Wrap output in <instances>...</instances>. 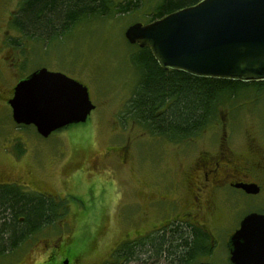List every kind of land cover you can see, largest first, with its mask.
Returning <instances> with one entry per match:
<instances>
[{"label":"rangeland","instance_id":"1","mask_svg":"<svg viewBox=\"0 0 264 264\" xmlns=\"http://www.w3.org/2000/svg\"><path fill=\"white\" fill-rule=\"evenodd\" d=\"M21 1L0 0V41L5 32L0 86L13 87L33 70L47 67L86 84L96 108L85 122L43 137L33 125L14 122L10 105L0 104V181L41 187L68 208L62 220L0 255V264H58L60 257L54 255L65 249L83 256L85 264H105L133 233L152 230L150 234L164 219L155 211L148 222H139L135 208L122 207L130 201L143 203V189L135 178L152 182L165 176L180 177L196 154L214 150L222 137L235 153L242 154L241 159L264 166V88L241 93L234 107L226 106L219 120L194 138L175 142L153 135L138 122L121 117L138 79L131 59L135 44L127 41L124 31L131 23L144 20L138 14L86 18L61 36L34 40L22 38L10 24ZM21 38L23 45H14ZM93 161L102 165L99 173H69L77 165L87 171ZM263 203L264 193L233 192L229 199L218 201L208 216V226L217 232L211 256L215 264H233L228 259L227 236L246 214L261 210ZM105 212L108 217L101 223ZM85 213H89L87 221L83 220ZM222 226L226 228L219 232ZM58 243L62 247L55 251ZM120 264L171 263L166 258L147 261L138 257Z\"/></svg>","mask_w":264,"mask_h":264},{"label":"trees","instance_id":"2","mask_svg":"<svg viewBox=\"0 0 264 264\" xmlns=\"http://www.w3.org/2000/svg\"><path fill=\"white\" fill-rule=\"evenodd\" d=\"M197 1L22 0L10 24L22 38L47 40L63 35L86 18L138 14L146 23ZM22 38L18 43L12 42L22 46ZM135 50L131 59L138 79L121 117L127 116L151 134L175 142L194 138L216 123L221 111L226 106L234 107L241 93L264 88V81L246 83L198 77L162 68L148 47L135 44ZM67 209L55 196L0 181V255L14 251L38 231L55 224ZM186 224L175 221L144 237L126 239L115 249L113 261L106 264L138 257L187 264L202 256L210 243L204 231Z\"/></svg>","mask_w":264,"mask_h":264},{"label":"water","instance_id":"3","mask_svg":"<svg viewBox=\"0 0 264 264\" xmlns=\"http://www.w3.org/2000/svg\"><path fill=\"white\" fill-rule=\"evenodd\" d=\"M124 36L131 44L148 47L162 68L198 77L264 81V0H199L155 20L133 22ZM8 102L14 122L34 125L43 137L85 122L96 107L86 84L47 67L19 79ZM240 186L249 194L259 191L253 183ZM227 247L233 264H264V213L246 214Z\"/></svg>","mask_w":264,"mask_h":264},{"label":"flooded vegetation","instance_id":"4","mask_svg":"<svg viewBox=\"0 0 264 264\" xmlns=\"http://www.w3.org/2000/svg\"><path fill=\"white\" fill-rule=\"evenodd\" d=\"M4 34L5 32L1 37L0 50L3 49L5 44ZM3 77L4 72L0 64V79H3ZM13 93L14 86L8 87V89L0 86V104L7 103V105H10L8 100L13 96ZM2 109L3 105H0V110ZM250 149L251 148H247L248 151H250ZM124 152H122L121 155L123 159L126 157V149ZM241 155L240 153H235L234 150L228 147L226 145V138L222 137L218 140V144L214 150H201L196 154L188 166V171L180 177L174 176L172 178L171 176H165L164 178L152 182L143 181L141 178H135L134 182L139 184L141 189H143L140 197L143 203L140 201H130L122 204V207L130 206L131 208L132 206L133 209L135 208V218L136 221L139 222H148L149 217L153 216L155 211H158L161 218L164 219L157 228L167 227L175 221L182 222L185 225L189 223L198 227L207 234L209 243H211L202 256L196 257V259L187 264H196L199 262L214 263L211 256H213L214 242L217 241V232L211 231L208 226V216L212 215L213 209L216 207L218 201L229 199L233 192L249 194L240 186L242 184L253 183L258 186V193L252 195H262L264 193V166L253 165L249 161L241 159ZM91 166L92 168L88 166L86 171L83 166L77 165L69 173L75 172L76 174L77 172H88L89 175H93L91 174L92 172L97 174L101 171L102 165L99 162L93 161ZM156 186H159L157 190H155ZM34 190L55 196L41 187H37ZM252 212L264 213V207L259 211ZM79 216V213L76 214L77 218ZM106 216L108 217L107 212L103 214L101 223ZM83 220H89V213L84 214ZM240 221L241 220H239L238 225L229 232L227 240L239 227ZM223 228L226 227H218V231L220 232ZM150 231L152 230H149V232ZM149 232H136L133 233V238L129 237L127 239L144 237L148 235ZM58 247H62L61 243L57 244L55 251H57ZM55 256L60 257L58 264H61L65 259H68V264H85V258H83V256L75 255L67 249L63 250V254L59 252V254H55L54 257ZM204 256L207 258L204 260L199 259ZM228 259L230 261L229 250ZM106 261V263H109L112 262L113 259L110 256Z\"/></svg>","mask_w":264,"mask_h":264}]
</instances>
